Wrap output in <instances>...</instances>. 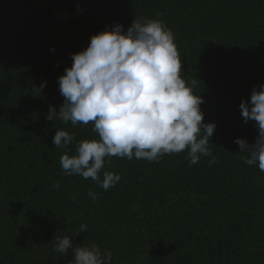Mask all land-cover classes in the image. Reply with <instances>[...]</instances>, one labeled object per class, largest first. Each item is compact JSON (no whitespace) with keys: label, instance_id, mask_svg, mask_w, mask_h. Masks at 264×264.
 <instances>
[{"label":"trees","instance_id":"obj_1","mask_svg":"<svg viewBox=\"0 0 264 264\" xmlns=\"http://www.w3.org/2000/svg\"><path fill=\"white\" fill-rule=\"evenodd\" d=\"M135 19L174 33L187 79L200 80L204 122L217 125L216 163L190 166L187 151L159 162L112 157L104 171L122 179L105 191L60 165L99 138L93 126L46 116L64 103L58 78L72 55ZM261 84L264 0H0V264H69L71 249L54 251L67 235L110 250L112 264H264V172L234 143L259 134L239 105ZM60 129L74 135L70 150L53 144ZM81 225L87 232L72 234Z\"/></svg>","mask_w":264,"mask_h":264},{"label":"clouds","instance_id":"obj_2","mask_svg":"<svg viewBox=\"0 0 264 264\" xmlns=\"http://www.w3.org/2000/svg\"><path fill=\"white\" fill-rule=\"evenodd\" d=\"M72 61L58 78L64 103L58 111L50 106L46 118L73 126L91 124L99 138L81 140L74 155L61 156L67 175L91 179L107 191L122 179L104 171L112 157L159 162L165 155L187 151L190 166L202 156L211 157L209 166L216 163L210 141L217 125L204 122V98L196 91L200 80L187 79L174 33L162 20L135 19L126 32L115 24L94 34ZM239 107L244 122L255 121L259 134L253 143L244 138L234 143L246 154L248 166L264 172V84L255 86L250 101L242 100ZM73 141L74 135L63 129L53 137L56 148L69 149ZM88 196L98 199L91 189ZM86 232L87 225H81L72 234ZM54 240V251L62 256L72 250L69 264H112V252L97 244L78 245L71 235Z\"/></svg>","mask_w":264,"mask_h":264}]
</instances>
